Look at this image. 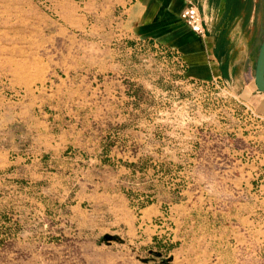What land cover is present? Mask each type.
Segmentation results:
<instances>
[{
	"label": "rangeland",
	"instance_id": "374dc122",
	"mask_svg": "<svg viewBox=\"0 0 264 264\" xmlns=\"http://www.w3.org/2000/svg\"><path fill=\"white\" fill-rule=\"evenodd\" d=\"M110 8L0 0V264H264V118Z\"/></svg>",
	"mask_w": 264,
	"mask_h": 264
},
{
	"label": "crops",
	"instance_id": "0c3cea01",
	"mask_svg": "<svg viewBox=\"0 0 264 264\" xmlns=\"http://www.w3.org/2000/svg\"><path fill=\"white\" fill-rule=\"evenodd\" d=\"M74 1L95 10L103 0ZM104 1L117 13L126 36L179 53L187 77L225 84L251 113L264 118V92L254 81L264 33V0H193L202 18L203 36L180 18L184 0Z\"/></svg>",
	"mask_w": 264,
	"mask_h": 264
},
{
	"label": "built area",
	"instance_id": "2783aa9c",
	"mask_svg": "<svg viewBox=\"0 0 264 264\" xmlns=\"http://www.w3.org/2000/svg\"><path fill=\"white\" fill-rule=\"evenodd\" d=\"M185 6L180 13V18L188 27L200 36L204 35L202 18L193 0H184Z\"/></svg>",
	"mask_w": 264,
	"mask_h": 264
},
{
	"label": "water",
	"instance_id": "95a60500",
	"mask_svg": "<svg viewBox=\"0 0 264 264\" xmlns=\"http://www.w3.org/2000/svg\"><path fill=\"white\" fill-rule=\"evenodd\" d=\"M254 81L257 89L264 92V33L256 60Z\"/></svg>",
	"mask_w": 264,
	"mask_h": 264
}]
</instances>
